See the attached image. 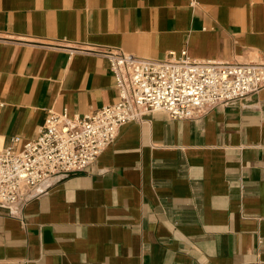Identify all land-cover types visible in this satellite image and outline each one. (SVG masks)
I'll use <instances>...</instances> for the list:
<instances>
[{"label":"crops","instance_id":"obj_1","mask_svg":"<svg viewBox=\"0 0 264 264\" xmlns=\"http://www.w3.org/2000/svg\"><path fill=\"white\" fill-rule=\"evenodd\" d=\"M94 48L264 64V0H0V148L36 138L49 111L118 101ZM0 264H264V87L122 125L86 169L0 208Z\"/></svg>","mask_w":264,"mask_h":264},{"label":"built area","instance_id":"obj_2","mask_svg":"<svg viewBox=\"0 0 264 264\" xmlns=\"http://www.w3.org/2000/svg\"><path fill=\"white\" fill-rule=\"evenodd\" d=\"M92 52L107 59L118 101L81 118H69L66 110L49 111L36 138L18 151L0 148V208L9 214H19L27 192L53 176L86 169L126 123L140 122L152 112H165L173 120L196 119L264 87L261 63L195 61L186 50L163 60L113 49Z\"/></svg>","mask_w":264,"mask_h":264}]
</instances>
